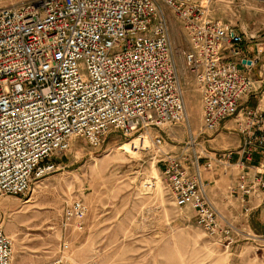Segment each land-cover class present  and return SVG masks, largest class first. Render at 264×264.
Returning <instances> with one entry per match:
<instances>
[{
  "label": "built area",
  "instance_id": "2783aa9c",
  "mask_svg": "<svg viewBox=\"0 0 264 264\" xmlns=\"http://www.w3.org/2000/svg\"><path fill=\"white\" fill-rule=\"evenodd\" d=\"M211 2L0 0V198L24 195L33 176L53 171L48 159L66 151L75 137L98 147L112 131L136 133L132 146L144 148L149 129L184 121L166 9L187 43L184 66L200 89L201 131H215L233 118L241 135L236 163L242 169L231 190L244 199L264 189L263 169L250 176L246 171L255 153L264 156V114L239 107L255 88L251 69L257 59L240 58L243 35L209 15ZM263 50L264 42L257 52ZM163 143L160 135L151 136L173 204L192 208L196 223L210 234H228L230 223L204 194L198 173L189 171L200 166L201 156L185 166L187 149L172 154ZM232 153L221 151L216 161L229 167ZM201 165L213 167L210 159ZM149 180L148 186L155 187V178ZM86 212L79 199L64 207L65 218L73 219L78 230ZM2 222L0 217V264H12Z\"/></svg>",
  "mask_w": 264,
  "mask_h": 264
},
{
  "label": "rangeland",
  "instance_id": "374dc122",
  "mask_svg": "<svg viewBox=\"0 0 264 264\" xmlns=\"http://www.w3.org/2000/svg\"><path fill=\"white\" fill-rule=\"evenodd\" d=\"M254 4L240 3L246 15H233L212 0L209 15L249 29L262 19L250 16V8L262 6ZM166 14L183 89L184 121L149 129L144 148L132 146L138 142L136 133L112 131L98 147L75 137L66 151L48 159L53 171L33 176L24 195L2 196L0 217L11 241L12 264L54 259L60 264H264V237H254L243 218L235 219L232 212L227 216L231 231L210 234L196 223L192 208L176 207L169 195L151 136L160 135L168 153L186 148L185 166L199 154L202 166L204 153L213 146L207 139L215 133L201 131L200 89L184 66L187 43L178 21L168 9ZM150 177L155 187L148 186ZM76 199L87 206L79 230L64 216L65 205Z\"/></svg>",
  "mask_w": 264,
  "mask_h": 264
},
{
  "label": "crops",
  "instance_id": "0c3cea01",
  "mask_svg": "<svg viewBox=\"0 0 264 264\" xmlns=\"http://www.w3.org/2000/svg\"><path fill=\"white\" fill-rule=\"evenodd\" d=\"M247 0H217L218 7L226 12V14L246 15L245 10L238 5ZM252 3H257V6L250 8V16L262 17L257 20V24L249 29H243L240 26L236 28L243 35V42L239 45L240 58L257 59V62L251 69L253 78L255 79V88L252 92L245 95L240 101L239 107L258 109L264 114V77L259 78V73H264V50L261 53L257 49L264 42V0H251ZM255 5V4H254ZM253 10V11H252ZM223 13V12H221ZM201 108V101H200ZM209 134L207 141H210L213 146L204 153L201 160L202 163L210 159L213 167L206 169L203 166L198 168L190 167V173H198L202 190L210 203L222 216L224 222L230 221L227 216H231L232 212L236 214L237 219L241 217L245 220L246 226L252 232L254 237H264V189L256 188L249 196L242 198V193L238 190H231L237 182L238 174L242 167L236 162L239 160L238 147L241 142V135L236 129L233 118L225 119L220 126ZM232 150L230 157L231 165L223 167L216 161V155L221 151ZM193 153L196 152L192 150ZM189 156V155H188ZM190 159V156H189ZM192 162V161H191ZM191 162H188L191 164ZM264 171V156L260 153H255L250 160L246 161V171L249 176L257 170Z\"/></svg>",
  "mask_w": 264,
  "mask_h": 264
}]
</instances>
